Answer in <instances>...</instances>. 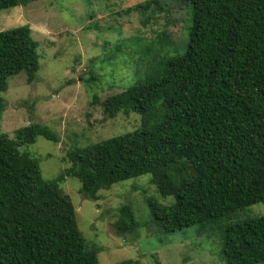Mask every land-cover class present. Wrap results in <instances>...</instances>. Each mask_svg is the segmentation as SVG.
Masks as SVG:
<instances>
[{
    "label": "trees",
    "instance_id": "trees-1",
    "mask_svg": "<svg viewBox=\"0 0 264 264\" xmlns=\"http://www.w3.org/2000/svg\"><path fill=\"white\" fill-rule=\"evenodd\" d=\"M34 1L0 0V12ZM182 1L191 6L183 53L154 56L162 76L101 103L103 120L134 113L137 129L67 150L68 167L51 180L20 148L37 137L58 144L55 132L32 123L12 138L0 134V264H99L101 249L87 246L60 189L68 177L97 201L100 190L149 175L157 197L173 199L145 200L150 225L167 235L264 202V0ZM152 4L158 0L133 9ZM37 48L27 25L0 31V93L21 73L34 81ZM118 215L116 234L137 237L142 225L131 205ZM222 242L225 264H264V216L225 226Z\"/></svg>",
    "mask_w": 264,
    "mask_h": 264
},
{
    "label": "rangeland",
    "instance_id": "rangeland-1",
    "mask_svg": "<svg viewBox=\"0 0 264 264\" xmlns=\"http://www.w3.org/2000/svg\"><path fill=\"white\" fill-rule=\"evenodd\" d=\"M145 1L150 0H36L0 12V31L27 25L39 55L32 83L21 73L7 79V91L0 93V134L12 138L15 130L34 123L59 136L58 144L37 137L20 148L39 161L45 180L68 167L63 162L67 150L137 129L140 121L134 113L103 120L101 103L149 77L162 76L163 68L153 65L154 56L160 60L183 53L190 4L158 0L146 11L133 9ZM60 189L71 199L87 246L101 249L99 264H225L223 228L264 216L262 202L216 224L167 235L150 225L145 200L167 205L173 199L158 198L149 175L100 190L97 201L84 198L73 177ZM126 204L142 225L137 237L115 232L118 209Z\"/></svg>",
    "mask_w": 264,
    "mask_h": 264
}]
</instances>
